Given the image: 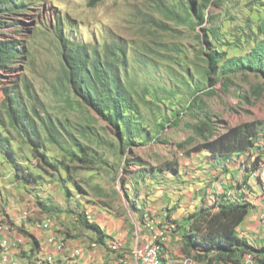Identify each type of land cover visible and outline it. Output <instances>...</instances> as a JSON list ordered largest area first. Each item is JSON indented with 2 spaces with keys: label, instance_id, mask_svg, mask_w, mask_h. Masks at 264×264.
Instances as JSON below:
<instances>
[{
  "label": "rangeland",
  "instance_id": "374dc122",
  "mask_svg": "<svg viewBox=\"0 0 264 264\" xmlns=\"http://www.w3.org/2000/svg\"><path fill=\"white\" fill-rule=\"evenodd\" d=\"M186 5L183 0H18V12L4 19L0 33L21 51L0 69V138L15 153L12 161L0 150V227L27 236L52 217L70 240H86L78 219L87 212L126 223L142 216L148 228L164 226L174 234L161 218L178 219L181 205L188 207L186 196L204 194L201 187L212 195L210 186L218 182L212 177L214 162L204 163L208 153H192L203 143L193 126L206 115L219 133L259 121L264 136V76L242 71L226 86L222 81L210 86L206 74L208 53L222 55L224 62L245 57L264 41V0H215L205 24L188 16ZM67 39L101 51L122 50L110 49L108 58L117 61L122 83L139 104L135 119L150 137L157 135L155 141L127 148L111 125L68 94ZM13 97L23 98L30 127L17 116L13 122ZM41 120L52 121L55 143ZM30 131L40 138V155L28 140ZM80 144L89 148L88 164L72 156L80 154ZM169 163L179 166L177 177L161 171ZM242 178L223 181L235 188L248 179ZM250 179L256 186L257 179ZM169 242L173 253L183 254L180 237Z\"/></svg>",
  "mask_w": 264,
  "mask_h": 264
},
{
  "label": "trees",
  "instance_id": "16d2710c",
  "mask_svg": "<svg viewBox=\"0 0 264 264\" xmlns=\"http://www.w3.org/2000/svg\"><path fill=\"white\" fill-rule=\"evenodd\" d=\"M183 1L188 4L186 5L188 16L195 17L200 24L207 23V10L215 0ZM16 3L18 0H0V33L4 30V19L18 12V7H15ZM212 35L215 37L213 33ZM67 40L63 46V74L68 94L77 95L106 123L111 125L115 129L117 138L127 148L130 146L139 147L155 141L158 138L157 135L150 137L145 133L146 128L135 119L139 116V104L135 102L131 91L122 83L117 61L108 58L107 52L114 49L113 46L105 49L106 51H101L98 48H91ZM18 44L16 41L0 39V69L8 68L14 59L20 56L21 51ZM114 50L117 53H122L121 49ZM206 56L208 57L206 74L210 86L221 81L226 86L232 76L242 71L257 72L264 76V41L257 44L245 57L227 59L223 62V56L217 53H208ZM214 75L216 78L213 77ZM13 100L15 107L9 109V114L14 119L13 122L16 121L15 116H17L19 119L23 118L30 127L29 113L23 104V98L13 97ZM41 122L49 134L51 142L55 143L56 135L52 121L41 120ZM193 129L196 137L201 138L203 143L195 147L192 153L198 154L205 151L209 158L222 163L234 161L241 155H245L263 137L259 121L242 123L219 133L213 118L209 115L199 120ZM139 139L141 142L138 141ZM28 140L32 144L34 152L36 151V155H40V138L30 131ZM76 146L80 154L74 153L72 156L80 163L88 164L90 162L88 158L91 156L89 148L82 144ZM0 150L10 160H15L14 150L4 147L1 138ZM258 160L251 164H244L246 170L255 172L259 165ZM262 166L258 168L257 174ZM161 171H168L177 177L180 169L178 165L169 163L166 165V170ZM25 176L23 175L22 178ZM237 200L231 201L227 193L217 195L212 205L206 206L203 203L196 211L189 213L183 222L172 220L170 216L165 215L161 221L170 223V226L178 232L183 243V254L200 264H240L249 254L264 261V248L256 249L250 246L238 234V229L245 221L251 204L242 196H238ZM141 219H143L142 216ZM78 222L84 229L97 234L101 233L100 227L90 221L87 212L80 216ZM68 235L70 234L68 233ZM31 238L33 237L31 236ZM33 240L35 239L33 238Z\"/></svg>",
  "mask_w": 264,
  "mask_h": 264
},
{
  "label": "crops",
  "instance_id": "0c3cea01",
  "mask_svg": "<svg viewBox=\"0 0 264 264\" xmlns=\"http://www.w3.org/2000/svg\"><path fill=\"white\" fill-rule=\"evenodd\" d=\"M207 160L204 163L214 162L216 171L212 172V177H216L218 181L210 186L212 195L208 193L206 187H201L198 191H206L204 194L194 195L192 198L186 196V201H189L186 204L188 207L181 205L180 208L184 213L182 216L180 214L181 217L176 221L183 222L189 213L196 211L203 203L206 206L212 205L217 195L227 193L231 201H238L237 197L242 196L251 204V207L245 221L238 229V232L241 233L239 236L256 249L264 248V225L260 220L264 211V189L260 177L257 176L258 168L264 165V136L251 151L234 161L222 163L213 158ZM255 160L259 161L256 171L248 172L244 164L250 163V161L253 163ZM240 174L243 175V178L248 177V179L238 183L235 188L226 185V182L223 181L225 177L227 179H230V176L237 178ZM251 176L255 180L257 179L256 186L251 183ZM197 185L199 186V184ZM234 191L235 193H233ZM88 216L91 222L100 227L101 233L97 234L86 229V240H70L64 229L59 226L58 240L64 242V248L67 249L64 253H57L55 249L46 245V240L43 237L38 236L37 232H41L47 225L48 228H56V220L51 221L54 219L52 217H48L41 224L44 227L38 226L36 229H30V236L16 233H13L14 236H10L6 232V228L0 227V262L8 258L9 261L6 264H141L133 254L147 242L153 232L148 229V225L140 216H135L129 223H126L123 218L111 219L103 213H88ZM171 216H173V212H171ZM169 234H171L170 231ZM170 240L172 238H168L163 247V261L165 264H183L184 258L187 257L184 254L178 256L177 252L173 253L174 250L170 248ZM7 242L9 244H6ZM167 256L169 261L165 258ZM50 257L53 259L50 260Z\"/></svg>",
  "mask_w": 264,
  "mask_h": 264
},
{
  "label": "built area",
  "instance_id": "2783aa9c",
  "mask_svg": "<svg viewBox=\"0 0 264 264\" xmlns=\"http://www.w3.org/2000/svg\"><path fill=\"white\" fill-rule=\"evenodd\" d=\"M261 223L264 225V217H260ZM51 221H55L52 219ZM58 228H43L41 232H37L39 237H43L46 240V245L48 247H52L55 249L57 253H64L67 249L64 248V242H59L58 240ZM153 232V235L147 240V242L140 248V253H134L141 264H156L154 261V251H155V243H157L161 238H179L178 232L175 231V234H163L158 230V225H153L148 228ZM6 232L10 236H14L13 232H11L8 228H6ZM68 237V232H67ZM67 239V238H66ZM6 244H9L8 242ZM53 258L50 257V260ZM9 261L8 258H5L4 261L0 262V264H6ZM189 264L190 262L187 261ZM242 264H258L252 262V254L246 255V262Z\"/></svg>",
  "mask_w": 264,
  "mask_h": 264
},
{
  "label": "bare ground",
  "instance_id": "6f19581e",
  "mask_svg": "<svg viewBox=\"0 0 264 264\" xmlns=\"http://www.w3.org/2000/svg\"><path fill=\"white\" fill-rule=\"evenodd\" d=\"M257 176L260 177L261 184H262L263 189H264V165L261 167ZM261 216L264 217V211L262 212ZM40 227H44V225H40ZM158 230L161 231V233H163V234H169V231H170V230L166 229V227H164V226L158 227ZM167 241H168V238H161V240H159L157 243H155L154 261L156 264H162V261H163L162 250H163L164 245H166ZM64 246H65V243H64ZM135 253H140V248L137 249ZM187 261L190 262L189 264H198V262H196L193 259L188 258V257L185 259L184 264H188ZM244 262H246V256H245L242 263H244ZM252 262H255L258 264H264V261H260L256 258H254L253 256H252ZM242 263H240V264H242Z\"/></svg>",
  "mask_w": 264,
  "mask_h": 264
}]
</instances>
